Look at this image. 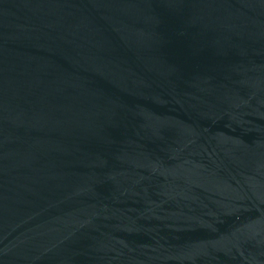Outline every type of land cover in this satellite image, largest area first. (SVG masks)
I'll use <instances>...</instances> for the list:
<instances>
[{
    "label": "water",
    "instance_id": "1",
    "mask_svg": "<svg viewBox=\"0 0 264 264\" xmlns=\"http://www.w3.org/2000/svg\"><path fill=\"white\" fill-rule=\"evenodd\" d=\"M0 264H264V0H0Z\"/></svg>",
    "mask_w": 264,
    "mask_h": 264
}]
</instances>
